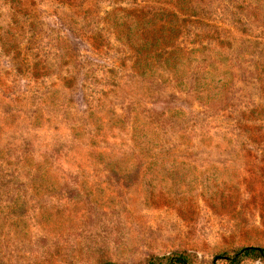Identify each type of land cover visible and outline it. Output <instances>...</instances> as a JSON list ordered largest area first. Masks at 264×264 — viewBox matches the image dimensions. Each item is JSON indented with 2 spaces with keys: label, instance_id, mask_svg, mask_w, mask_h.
<instances>
[{
  "label": "rangeland",
  "instance_id": "1",
  "mask_svg": "<svg viewBox=\"0 0 264 264\" xmlns=\"http://www.w3.org/2000/svg\"><path fill=\"white\" fill-rule=\"evenodd\" d=\"M245 245L264 247V0H0V264Z\"/></svg>",
  "mask_w": 264,
  "mask_h": 264
},
{
  "label": "trees",
  "instance_id": "2",
  "mask_svg": "<svg viewBox=\"0 0 264 264\" xmlns=\"http://www.w3.org/2000/svg\"><path fill=\"white\" fill-rule=\"evenodd\" d=\"M135 25L140 21L133 19ZM136 28V26L134 27ZM139 29V28H138ZM139 38H137L138 40ZM141 48V43H139ZM245 259H253L264 264V247L257 245H245L233 248L231 251H221L213 257L211 264H219L223 260L227 264H240ZM199 259L186 250L174 251L167 254L152 255L147 264H196ZM105 264H116L108 262Z\"/></svg>",
  "mask_w": 264,
  "mask_h": 264
}]
</instances>
